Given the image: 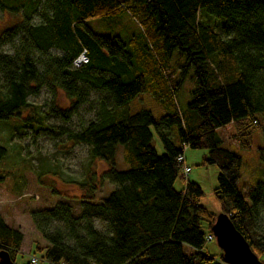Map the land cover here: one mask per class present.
Wrapping results in <instances>:
<instances>
[{
	"label": "trees",
	"instance_id": "16d2710c",
	"mask_svg": "<svg viewBox=\"0 0 264 264\" xmlns=\"http://www.w3.org/2000/svg\"><path fill=\"white\" fill-rule=\"evenodd\" d=\"M0 11L19 16L0 32V120H24L29 96L43 87L61 89L71 106L53 104L50 112L69 122L89 104L95 117L77 129H43L87 144L92 159L108 164L102 173L91 169L84 180H75L87 191L79 211L60 202L33 213L49 243L43 251L37 246L44 252L40 264H228L223 254L217 258L204 249L209 236L215 238L217 216L201 203L200 184L183 175L188 147L208 150L204 164L220 170L215 198L264 261L259 228L264 184L250 191L252 201L240 192L243 158L222 147L218 133L233 125L234 142L250 149L254 132H264V0H0ZM122 12L136 18L146 35L145 51L136 60L120 36L100 34L88 24ZM52 48L63 54H52ZM84 50L89 60L76 67ZM176 50L185 72L194 68L196 87L185 108L177 101L184 78L176 80L169 67ZM142 93L162 105L159 119L149 109L132 110ZM33 126L29 120L24 128ZM152 126L163 142L162 154L153 145ZM120 145L126 170L117 168ZM7 153L0 145V161ZM179 176L186 179L181 191L175 188ZM4 180L0 170V183ZM107 182L114 188L96 201L99 185ZM96 216L107 220L108 233L96 228ZM56 221L65 228H54ZM23 240L0 216V250L15 261Z\"/></svg>",
	"mask_w": 264,
	"mask_h": 264
},
{
	"label": "rangeland",
	"instance_id": "374dc122",
	"mask_svg": "<svg viewBox=\"0 0 264 264\" xmlns=\"http://www.w3.org/2000/svg\"><path fill=\"white\" fill-rule=\"evenodd\" d=\"M19 16L9 11H0V32L13 26ZM35 22L41 18L36 16ZM88 24L98 33L108 36H120L128 45V50L136 60L137 54L145 51L146 35L142 25L129 12H122L115 17H97L89 20ZM133 41V43H130ZM10 52L11 47L5 46ZM52 54L62 55L60 49L52 48ZM136 56V57H135ZM175 59L169 62V67L174 68L175 79L184 78V82L177 93L178 104L185 108L193 98V90L196 87L194 68L185 72V59L180 51L174 52ZM178 59H180L178 61ZM98 93L92 95L97 100ZM31 104L22 113L23 119L11 117L8 120H0V145L7 147V155L0 161V170L5 180L0 183V216L10 226L20 230L24 234L21 251L17 254L16 264H28L40 246L43 251L48 240L37 228L33 213L55 207L60 202L68 203L79 209L80 200L87 191L75 183V180H84L90 170L102 173L108 169V164L99 159L89 156L87 144H74L65 136L57 137L51 135L43 127L66 125L71 129H77L81 123L87 122L95 117V110L87 104L71 121L66 122L50 112V107L55 104L62 109L71 106V100L61 89L52 91L43 87L39 94L28 97ZM132 110L149 109L159 119L163 114V107L151 93H142L131 103ZM48 112V115H45ZM32 120L33 127H25ZM154 133L153 145L162 154L165 152L163 142L151 127ZM235 127L229 125L218 130L222 139L221 146L230 148L243 158L241 177L238 188L245 197H249L250 191L258 184H264V132L255 131L253 143L250 149H243L233 140ZM208 154L207 149L186 148V163L192 167L189 174L191 181L197 182L203 189L201 203L207 206L217 216L223 212L221 205L214 195V189L218 186L219 167L215 164H204V156ZM117 168L126 170L129 164L123 157V146L120 145L116 153ZM92 171V172H93ZM186 186V179L181 176L175 182V188L179 191ZM114 188L111 183L99 185L96 191V201L107 196ZM95 226L103 233H108L107 220L102 216L95 217ZM55 227L65 228V223L56 221ZM259 228L264 230V204L260 207ZM186 251L189 247L185 245ZM205 251L221 257L223 250L219 247L216 238L206 243ZM37 255L44 252L37 250ZM41 258V257H40ZM260 258V257H259ZM261 259V258H260ZM263 261V259H261ZM43 263V259H40ZM39 263V264H40ZM33 264V263H32Z\"/></svg>",
	"mask_w": 264,
	"mask_h": 264
},
{
	"label": "water",
	"instance_id": "95a60500",
	"mask_svg": "<svg viewBox=\"0 0 264 264\" xmlns=\"http://www.w3.org/2000/svg\"><path fill=\"white\" fill-rule=\"evenodd\" d=\"M212 231L228 264H264L245 236L237 229L230 216L221 212L212 225ZM0 264H16L6 250H0Z\"/></svg>",
	"mask_w": 264,
	"mask_h": 264
},
{
	"label": "built area",
	"instance_id": "2783aa9c",
	"mask_svg": "<svg viewBox=\"0 0 264 264\" xmlns=\"http://www.w3.org/2000/svg\"><path fill=\"white\" fill-rule=\"evenodd\" d=\"M88 60H89V57H88V55H87V51L84 50V52H82L81 55H80L78 58H76V59L74 60V65H75L76 67H79V66H81V65H83V64H85V63H87ZM179 160H180V161H181V160L183 161L184 158L181 156V157L179 158ZM190 171H191V168H190L188 165H185L184 168H183V175L185 176V178H188V177H189V173H190ZM209 239H210V240L213 239V236H212V235L209 236ZM40 259H41L40 257H38V256H36V255H33L32 259H31V263H33V264H39V263H40Z\"/></svg>",
	"mask_w": 264,
	"mask_h": 264
}]
</instances>
